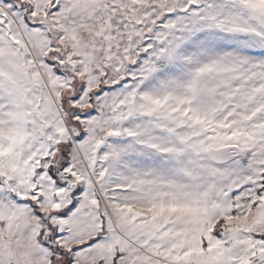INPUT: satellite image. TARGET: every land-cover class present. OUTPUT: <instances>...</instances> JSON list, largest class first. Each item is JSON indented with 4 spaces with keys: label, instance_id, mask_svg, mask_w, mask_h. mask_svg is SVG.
I'll list each match as a JSON object with an SVG mask.
<instances>
[{
    "label": "snow or ice",
    "instance_id": "6c2138e0",
    "mask_svg": "<svg viewBox=\"0 0 264 264\" xmlns=\"http://www.w3.org/2000/svg\"><path fill=\"white\" fill-rule=\"evenodd\" d=\"M0 264H264V0H0Z\"/></svg>",
    "mask_w": 264,
    "mask_h": 264
}]
</instances>
